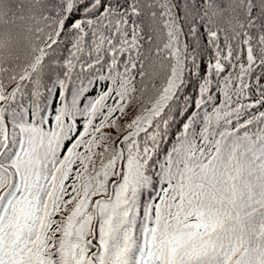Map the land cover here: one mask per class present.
<instances>
[{
    "label": "snow or ice",
    "instance_id": "snow-or-ice-1",
    "mask_svg": "<svg viewBox=\"0 0 264 264\" xmlns=\"http://www.w3.org/2000/svg\"><path fill=\"white\" fill-rule=\"evenodd\" d=\"M0 264H264V0H0Z\"/></svg>",
    "mask_w": 264,
    "mask_h": 264
}]
</instances>
